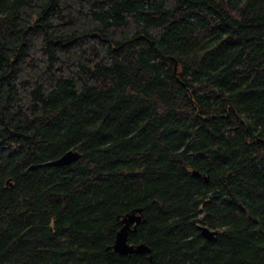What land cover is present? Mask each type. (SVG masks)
<instances>
[{
  "label": "trees",
  "instance_id": "16d2710c",
  "mask_svg": "<svg viewBox=\"0 0 264 264\" xmlns=\"http://www.w3.org/2000/svg\"><path fill=\"white\" fill-rule=\"evenodd\" d=\"M0 264H264V0H0Z\"/></svg>",
  "mask_w": 264,
  "mask_h": 264
},
{
  "label": "water",
  "instance_id": "95a60500",
  "mask_svg": "<svg viewBox=\"0 0 264 264\" xmlns=\"http://www.w3.org/2000/svg\"><path fill=\"white\" fill-rule=\"evenodd\" d=\"M79 156L80 153L77 150L68 149L59 157L51 160H47L43 162L42 165H53V166L65 165L76 160ZM192 173L196 176L200 175V173L195 169L192 170ZM141 211H142L141 208H135L125 213L122 216L121 215L118 216V218H120L122 226L116 232L113 244L108 246V248H111L115 252L120 254H131V253L150 254L151 248L146 243L140 242L134 244V243H130L128 239L129 233L135 232L137 225L140 224L142 221H144ZM198 228L200 230V233L208 239H212L217 233L215 229H211L205 225H199ZM148 256L149 258L151 257V255Z\"/></svg>",
  "mask_w": 264,
  "mask_h": 264
}]
</instances>
